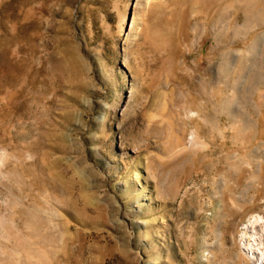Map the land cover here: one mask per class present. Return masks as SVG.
<instances>
[{
    "label": "rangeland",
    "instance_id": "374dc122",
    "mask_svg": "<svg viewBox=\"0 0 264 264\" xmlns=\"http://www.w3.org/2000/svg\"><path fill=\"white\" fill-rule=\"evenodd\" d=\"M260 235L264 0H0V264H256Z\"/></svg>",
    "mask_w": 264,
    "mask_h": 264
},
{
    "label": "bare ground",
    "instance_id": "6f19581e",
    "mask_svg": "<svg viewBox=\"0 0 264 264\" xmlns=\"http://www.w3.org/2000/svg\"><path fill=\"white\" fill-rule=\"evenodd\" d=\"M229 6V5H228ZM260 219V217H258V216H253V219L252 220H250V222H251V224H255V222L256 221H258ZM248 224V223H247ZM250 226V225H249ZM248 226V227H249ZM253 226V225H252ZM247 227V226H246ZM246 234L248 233V231L247 232H245ZM263 234V233H262ZM250 236V235H249ZM254 238V237H253ZM249 239L248 238V243H247V248H246V250H245V252L247 253V255H248V257H250V258H255V262H256V264L258 263V262H262V263H264V248L262 249L261 248V243L263 242H261V235H260V237H258V238H254V239ZM260 262V263H261Z\"/></svg>",
    "mask_w": 264,
    "mask_h": 264
}]
</instances>
